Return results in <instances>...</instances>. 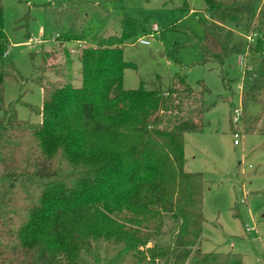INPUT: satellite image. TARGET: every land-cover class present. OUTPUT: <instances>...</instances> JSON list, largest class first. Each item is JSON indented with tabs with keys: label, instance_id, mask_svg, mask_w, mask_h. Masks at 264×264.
Listing matches in <instances>:
<instances>
[{
	"label": "trees",
	"instance_id": "1",
	"mask_svg": "<svg viewBox=\"0 0 264 264\" xmlns=\"http://www.w3.org/2000/svg\"><path fill=\"white\" fill-rule=\"evenodd\" d=\"M204 2L203 37L189 35L190 45L200 64L219 70L225 90L231 57L257 60L253 72L242 70L240 116L245 135L264 137V0ZM120 25L80 51V87L70 63L62 86L35 71L42 103L24 105L40 123L18 119L20 99L4 104L0 73V264H226L234 256L201 250L205 182L185 169L184 135L208 126L207 90H192L179 74L165 89L156 78L151 89L125 90L132 65L121 46L138 24L123 17ZM60 37L84 39L75 23ZM5 48L0 2V57ZM178 50H167L175 63ZM250 106L260 110L251 116ZM166 221L175 225L169 246L156 241Z\"/></svg>",
	"mask_w": 264,
	"mask_h": 264
},
{
	"label": "rangeland",
	"instance_id": "2",
	"mask_svg": "<svg viewBox=\"0 0 264 264\" xmlns=\"http://www.w3.org/2000/svg\"><path fill=\"white\" fill-rule=\"evenodd\" d=\"M0 2L6 39L4 55L0 57V73L5 71L7 76L3 102L21 100L15 104L19 120L41 121L40 116L31 115L24 105L41 106V89L32 80L36 70L48 84L62 86L68 82L65 65L75 62L73 87H80L81 50L74 57L70 50L77 48V42L82 43V49H87L94 46V38L118 35L123 17L138 24L136 34L121 46L125 61L132 65L124 71L125 90L138 89L142 83L151 89L157 84L156 78L165 89L175 74L184 76L194 91L205 87L204 100L211 106L204 115L208 126L202 133H188L183 138L185 169L202 173L205 182L201 250L234 255L226 264H264V137L257 133L245 135L241 116L233 123L240 110L243 72H253L258 62H250L244 56L248 64L242 72L238 57H231L223 67L225 79L233 81L230 90L224 89L215 66L200 64L201 56L196 46L190 45L189 35L202 40L200 21L205 17L204 0ZM185 7L190 12L185 13ZM74 23L84 39L64 42L60 36ZM154 25L158 31L149 39L150 45L138 44L140 37L151 34ZM143 26L145 32L141 30ZM235 37L246 40L239 31ZM176 45L179 47L177 63L167 55V50ZM59 72L62 77L57 75ZM248 110L252 116L260 108L250 106ZM233 133L240 137L238 145L233 144ZM174 226L169 221L164 223L156 239L158 244L171 245Z\"/></svg>",
	"mask_w": 264,
	"mask_h": 264
},
{
	"label": "built area",
	"instance_id": "3",
	"mask_svg": "<svg viewBox=\"0 0 264 264\" xmlns=\"http://www.w3.org/2000/svg\"><path fill=\"white\" fill-rule=\"evenodd\" d=\"M157 31H158V26L157 25H154L153 28L151 29V34H149L148 36L140 37L139 40H137V43L140 44V45H143V46H149L150 45V40L149 39H152L153 38V33L154 32H157ZM55 37H58V36L55 35ZM76 45H77V48L71 49L70 50V54L73 55V54H76L77 51L79 52L80 50H82L83 45H82L81 42H77ZM238 65L241 66V70L247 68V65H246V63L244 61V57L243 56H239L238 57ZM237 117H234L233 118V123L234 124L240 118V110H239V114L237 115ZM232 137H233V144L234 145H238L239 144V138H240L239 135H238V133H233L232 134Z\"/></svg>",
	"mask_w": 264,
	"mask_h": 264
},
{
	"label": "crops",
	"instance_id": "4",
	"mask_svg": "<svg viewBox=\"0 0 264 264\" xmlns=\"http://www.w3.org/2000/svg\"><path fill=\"white\" fill-rule=\"evenodd\" d=\"M75 42V41H74ZM47 52V51H46ZM45 52V53H46ZM49 52V51H48ZM48 53H46V55H47ZM45 56V55H44ZM71 56V55H70ZM72 57H74L73 55H72ZM70 59V58H69ZM79 62V61H78ZM74 63L75 62H73V64L71 63V72H70V74H71V77L70 78H72L73 79V81H71V84H72V86H74L75 87V85H74V78H73V66H74ZM80 63V62H79ZM59 76V75H58ZM59 77H61V76H59Z\"/></svg>",
	"mask_w": 264,
	"mask_h": 264
}]
</instances>
